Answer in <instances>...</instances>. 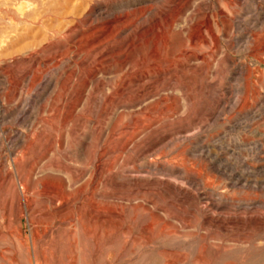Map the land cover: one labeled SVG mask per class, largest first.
<instances>
[{"label": "bare ground", "instance_id": "bare-ground-1", "mask_svg": "<svg viewBox=\"0 0 264 264\" xmlns=\"http://www.w3.org/2000/svg\"><path fill=\"white\" fill-rule=\"evenodd\" d=\"M147 1L162 3L163 0L121 1L117 6L118 8H123ZM190 1L172 0V3L175 4V9L170 14L165 13V30L159 28L156 31L153 30L154 27L149 29V32H152L154 35L153 42L155 47L152 53L157 51L156 45L158 43L162 46L165 45V94L155 93L150 96L152 99L165 101V110L159 112V114L156 113L157 116L152 115L154 114L153 112L145 113L147 109L143 106H146V104L143 103L142 105V101L149 93L142 85H137L138 83H144L150 77L147 70L132 71L126 67L111 71L103 65L110 60H114L116 57L124 56L125 50L124 52L122 51L123 47L126 45V48L133 46L137 39L127 36L121 46L117 48H104L102 45L103 36H105L104 29L91 27L88 29V33H83L79 23H74L76 21L60 23L54 28L55 31H58L59 35L67 33L71 37L70 42L72 46L65 49H62L64 46H55L50 49L49 54L45 57L49 61H54L58 56L69 51L72 52L70 59H68V64L72 62L78 69L73 70V73H69L66 84L72 82V87L76 79L77 84L70 98L63 95L57 107L56 116L60 120H58L59 124H57L58 122L56 123L58 126H54V130L58 134L56 137L45 136L44 147L39 153L36 151L38 154H34V157H32L33 155H28L29 147L35 135V130L41 127V122H36L34 114L30 112L31 103L26 98H22L21 93L17 92L21 88V83L27 80L31 70H27L26 68L27 75L22 76L20 79H13V77L0 73V86L14 85L10 94L0 96V127L14 124L25 128V133L23 132V134L15 130L16 133H13L11 129H8L6 132L2 129L0 131V143L3 142L2 140H5L11 147L21 150L20 154L11 159V169L6 167L8 164L1 165L0 167L4 171V175L0 173V180L2 183H6L8 178H10L16 191V203L12 206L13 201L10 200L9 204L2 208L3 214L0 216V221L5 226H9L11 223L14 224V231L10 235L13 236L14 234L13 238L26 251L29 264L31 253L27 237L24 234V218L30 228L29 238L32 242L31 249L34 260L36 258L34 253L35 242L38 241L40 243L41 239H43L42 237L50 236L55 230L57 223L72 227L74 230L77 227H81L86 235L87 232H92L93 229L90 231V227L98 224L99 234L121 230L127 236L131 232V227L123 222L124 211L142 208L152 218L151 223L144 227V234L140 236V240L142 241L140 245L144 246H149L153 242L150 231L152 230V226H154L153 223L157 225L155 222L168 220V223L159 231V233H165L166 235L173 234L171 233L172 229H168L170 227L169 221H176L181 226L189 224H187L185 219L171 215L165 205L156 204L153 196L157 195H161L168 204L180 203L181 205L195 208L199 213L201 221L205 224H220L224 227L232 223V219L223 220L208 213L203 207L198 206L197 201L201 195L198 191L205 187L207 179L211 178L209 172L226 176L233 182L234 186H249L250 182L246 173L254 172L258 167L264 166V156H262L264 150L261 143L264 140V133L260 131V127L257 124L253 128L252 133L257 135L258 139H253L250 142L244 139H239L232 143L227 142L224 147L220 146L217 154L212 156L208 150L207 143L201 140L199 132L206 127L209 121L218 123L221 120V116L231 111L241 113L243 110L245 111V109L250 108L242 100V96L236 95L234 99L224 96L228 94L226 89L225 91L223 90L225 93H221L216 100L211 99L216 90L214 81L216 71L211 66V62L215 60L216 53L218 52L216 30L218 33L229 37L226 24L236 18L237 21L234 23L236 29H240V34L245 38V43L250 44L254 35L248 33L249 31L244 32L245 25L250 22V19H253L252 24H260V30H262L264 29V18L262 22H259L262 12H251L254 15H251V17L254 18H250L247 15L248 12L244 11V4L252 3L254 0H217L216 6L213 4V0H195V4L190 7L187 15H185V19L178 24V17ZM166 2L168 0H165ZM17 6L15 5V7ZM234 7L240 9V12L235 13L233 16L232 8ZM109 10L111 9L108 5H102L99 9V14L109 16ZM262 15L264 16V14ZM69 16L67 14L66 17ZM123 19L122 16H113L112 19H108L106 25L114 26L117 24L124 26V28L121 27L123 32L131 29V25L125 26L128 22ZM156 27H159V24ZM141 30L140 25L137 31L141 32ZM170 35L178 37L185 35L186 43H180L175 48L173 42L170 40ZM9 42L12 41L9 40ZM14 51L13 53L20 54L23 48L22 51L21 48ZM252 52V58L256 61L258 60L257 63L260 65L261 61L259 57L264 55V40L257 47H252ZM2 54H5V52H2ZM123 62L125 64L128 63V59L125 58ZM199 63L205 64V70L202 73L205 81L199 86L197 92L202 96V99L198 103L196 113L192 115L190 122L183 125L176 124L174 121L180 119L184 113H187L190 105L193 103L194 99L190 91H192L197 82L195 77L200 70ZM32 66L30 67L32 68ZM244 69L245 67L240 65L231 74L234 76L236 74L238 77L242 76ZM170 71L174 72L171 73ZM178 74L184 76L186 82H176L175 79ZM259 75L258 81L264 79V69ZM53 77L45 78L44 82L37 83L36 87L41 86V89L44 91L48 90L55 82L56 78ZM113 77L118 79L116 80L118 82L113 81L112 84L106 81ZM169 78L173 79L174 83H170ZM132 85L137 86L136 96L129 103L122 106L130 109L137 117H134L130 123L124 124L121 128L113 124L105 129L101 124L102 115L104 113L115 115V108L117 107L114 105L115 99L121 96ZM89 98L93 99L96 108L89 120L86 116L88 120L86 122L85 116L82 113L85 102ZM248 113H251L252 120H260L261 114L258 110H252ZM162 115H166L173 122L167 125L168 128L166 130L153 136L152 141L145 143L144 138L150 137L155 132L153 126L160 124V116ZM77 118L80 119L74 124V129L70 131V124ZM238 125L241 126V122ZM85 126H88L89 130H85ZM242 126H244V123ZM69 135H76L79 138L78 145L74 151L69 150L71 147ZM92 141H94L95 147L88 170L73 169L72 165L74 161L67 156H65L66 166L61 168L56 167L57 164L55 165L54 163V157L58 151H72L75 156L82 160V158L86 157L88 145ZM248 143L255 149L254 160L258 165L257 167L249 165L247 161L240 159L239 156H236L234 163L228 158H224L225 154L233 155L236 147L244 146ZM169 146H174V149L170 153H163L165 147ZM133 150H136L133 158L122 159L123 155ZM157 151H162L160 155H162V158L165 157L163 165L151 164L150 161L143 159ZM193 155L203 159L205 162L203 163V172L196 176H193L185 168L178 166L180 163L191 165L187 156ZM120 159L123 160L122 166H129L126 169L127 173L130 169H138L147 174L156 173L159 176L165 177V180L151 181L149 176L134 178L127 175L126 172L122 174L119 171L121 165L118 161ZM139 160L142 161L138 162ZM168 164H173V166H168ZM213 175L212 177H214ZM176 183L189 187L188 189L195 191V193H190V190L180 188ZM105 187H111V191L109 193L102 192ZM123 187H126V191H128L126 195L120 194ZM258 187L259 183L254 182L252 188L258 189ZM38 199H41L42 203H38ZM102 200L106 204H101L100 201ZM206 200L208 201L207 207L209 211L238 207L246 210L261 204L257 199H238L241 203L235 204L234 200L237 199L230 200L226 196H219V200L211 198H206ZM83 202L91 203L88 210L83 207L85 206ZM59 213H63V216H60V221H58ZM35 216L38 219H35ZM65 216L66 218H64Z\"/></svg>", "mask_w": 264, "mask_h": 264}, {"label": "rangeland", "instance_id": "rangeland-1", "mask_svg": "<svg viewBox=\"0 0 264 264\" xmlns=\"http://www.w3.org/2000/svg\"><path fill=\"white\" fill-rule=\"evenodd\" d=\"M121 1L133 0H0V39L3 41L0 40L1 44H3H0V48L3 50L0 49V73L13 77V79H20L22 76L27 75V70H31V74L29 73L27 80L21 83V88L17 92L21 93L22 98H26L31 103L30 112L34 114L36 122H41V127L35 130V135L31 140L32 146L30 145L31 148L29 147V156L33 155L32 157H34V154L37 155L42 150L45 144V136L56 137L58 132L54 130V126L59 124L58 120H60L56 116L57 107L63 95L70 98L77 84V79L72 87V82L66 84L69 73H73V70L78 69L74 63L70 62L68 64V59H70L72 52L69 51L58 56L54 61H49L46 58L50 49L55 46H64L62 49L72 46L70 42L71 37L67 33L59 35L58 31H55L54 28L60 23L76 21L74 23H79L83 33H88V29L91 27L104 29L105 36H103L102 42L104 48H117L121 46L127 36L137 39L133 46L126 48V45L123 47L122 51L124 52L125 50L124 56L116 57L114 60H110L103 65L111 71L126 67L132 71L147 70L150 77L144 83L137 84L142 85L149 93L142 101V105L143 103L146 104V106H143L147 109L145 113L153 112L154 114L152 115L157 116L156 113L159 114V112L165 110V101L155 100L150 97L155 93L165 94V45L162 46L158 43L156 45L157 51L152 53L155 47L153 42L154 35L152 32H149V29L154 27L153 30L156 31L159 28L165 30V13H172L175 9V4L172 3V0H168L166 3L165 0L162 3L147 1L141 4L135 3L138 4L135 6L118 8L117 4ZM195 2V0H191L182 10V14L178 17V24L185 19V15H187L190 7ZM216 3L217 0H213L215 6ZM15 5L18 6L15 7ZM102 5H108L111 9L109 10V16L99 14V9ZM19 6H23V8ZM24 6H26V10ZM244 8V11L248 12L247 15L250 18H254L251 17L253 15L251 12H262L259 17V22H262L264 18L262 15L264 14V0H254L252 3L244 4ZM232 10L233 16L235 13L240 12V9L236 7L232 8ZM29 11L30 13H28ZM66 13L70 16L66 17ZM113 16H122L123 20L128 22L125 26L129 24L131 25V29L123 32L122 28L124 26L117 24L114 26L106 25L108 19H112ZM236 21V18H234L226 24L229 37L218 33L217 30L215 32L218 40V52L216 53L215 60L211 62V66L216 71L214 80L216 90L211 99L216 100L221 93H225L226 89L228 94L224 96L230 99H234L236 95L242 96V100L250 108L245 109V111L243 110L241 113L231 111L221 116V120L218 123L209 121L206 127L199 132L201 140L207 143L208 150L212 156L217 154L220 146L224 147L227 142L232 143L239 139L250 142L253 139H258L259 137L252 133L253 128L257 124L260 127V131L264 133V79L258 81L259 74L264 69V55L259 57L261 61L260 65L257 63L258 60L256 61L252 58V47H257L262 43L264 40V29L260 30V24L253 25V19H250V22L245 25L244 32L249 31L248 33H252L254 36L251 43L246 44L245 38L240 34V29L237 30L234 25ZM158 24L159 27H156ZM140 25L141 32L137 31ZM109 32L111 33L109 34ZM9 40L12 42H9ZM170 40L173 42L175 48L180 43H186L185 35L182 37L170 35ZM34 44L35 46H33ZM40 44L42 47H40ZM19 47L21 51L23 48V51L20 54L13 53L14 50L20 49ZM2 52H5V54H2ZM125 58L128 59V63L126 64L123 62ZM63 62L65 63L62 64ZM33 64L35 67L32 66ZM240 65L245 67L242 76L232 75L231 72ZM26 68L27 70L25 71ZM199 69L195 77L197 81L196 85L190 91L194 99L193 103L190 105L187 113L181 115L180 119H175L176 121L174 122L176 124L183 125L190 122L192 115L196 113L198 103L202 99V96L197 92L199 86L205 81L202 75L203 70H205V64L199 63ZM170 72L173 73L174 71ZM49 77L56 78L51 88L44 91L41 89V86L36 87L37 83H43L44 79ZM185 79L184 76L178 74L175 81L184 83L186 82ZM116 80L118 79L113 77L106 81L110 83L113 81L118 82ZM115 82L114 84H116ZM169 82L174 83V80L169 78ZM13 86V84L0 86V96L10 94ZM136 87L132 85L121 96L115 99L114 105L117 106L115 108L116 113L115 115L104 113L102 115V127L106 129L116 124L118 128H121L124 124L130 123L134 117H137L130 109L122 106L129 103L136 96ZM220 87L223 88L221 89ZM95 108L93 99H87L82 113L85 116L86 122L92 117ZM249 110H258L261 114L260 120H252L251 113H248L250 112ZM78 119L80 118L74 119L73 123L70 124V131L74 129V124L77 123ZM160 119V124L153 126L155 132L150 137L144 138L145 143L152 141L153 136L166 130L168 128L167 125L173 122L166 115L160 116ZM240 122L241 126L243 123L244 126H239ZM1 129L5 132L11 129L13 133H25V128L20 125L7 124L2 128L0 127V131ZM85 130H89L88 126H85ZM68 138L71 143L69 150L74 151L78 145L79 138L76 135H69ZM2 141L0 143V167L1 165L8 164L6 167L11 169V159L20 154L21 150L11 147L5 140ZM261 143L264 150V140ZM88 146V153L82 160L75 156L72 151H58L54 157V163L55 165L57 164L56 167H65L67 163L65 156H67L74 161L72 165L73 169L88 170L90 168L89 163H91L90 161L93 157L94 141ZM37 147L40 149L38 150ZM173 149L174 146L165 147L163 153H170ZM136 150L123 155L122 159L133 158ZM160 152L162 151H157L143 159L150 161L151 164L163 165L165 157L162 158ZM254 152V147L248 143L247 145L236 147L233 155L225 154L224 158H228L234 163L236 156H239L240 159L247 161L249 165L257 167L258 165L254 160ZM262 154L264 156V152ZM187 159L191 165L180 163L178 166L185 168L193 176L203 172V163H205L203 159L195 155L187 156ZM123 160L120 159L118 161L121 165L119 171L122 174L129 167L122 166ZM141 161L139 160L138 162ZM171 165L173 166V164H168V166ZM129 172H126V174L134 178L149 176L151 181L165 180V177L159 176L156 173L147 174L138 169H130ZM0 173L4 175V171L1 168ZM213 174V172H209L211 178L207 179L205 187L198 191L201 195L197 203L198 206L203 207L214 216L223 220L232 219V223L224 227L220 224H205L201 221L199 213L195 208L181 205L180 203L168 204L161 195H157L153 196L156 204L165 205L171 215L181 217L189 224L181 226L176 221H169L170 227L168 229H172L171 233L173 234L166 235L165 233H159V231L168 223V220L155 222L157 225L153 223L154 226H152V230L150 231L153 242L149 246H144L140 245L142 242L140 236L144 234L143 229L147 224L151 223L152 218L142 208L124 211L123 222L131 227V232L127 236L121 230L99 234L98 224L90 227V231L93 230L92 232H87L86 235L81 227H77L78 229L74 230L72 227L57 223L55 230L50 236L42 237L43 239H41L40 243L38 241L35 242L34 253L36 258L34 260L31 249L32 242L29 238L30 228L24 218V234L27 237L31 253L30 264H264V166L258 167L254 172L246 173L250 182L247 187L234 186L233 182L226 176ZM254 182L259 183L258 189L252 188ZM176 185L182 189L190 190L185 185L182 186L179 183H176ZM110 188L105 187L102 192L109 193L111 191ZM127 193L126 187L121 188L120 194L126 195ZM190 193H195V191L190 190ZM219 196H226L230 200L237 199L234 200L235 204L241 203L238 199H257L261 204L246 210L238 207L209 211L206 198L219 200ZM10 200L13 201L12 206H14L16 203V191L13 183L10 178H8L6 183H2L0 180V216L3 214L2 208L7 206ZM100 202L101 204H106L103 200ZM38 203H42V200L38 199ZM83 204L86 210L91 205L90 202H83ZM62 214H58V221L61 219L60 216H63ZM35 219L38 218L35 216ZM13 231V223L5 226L0 221V264H29L26 251L13 238L14 234L13 236L10 235Z\"/></svg>", "mask_w": 264, "mask_h": 264}]
</instances>
